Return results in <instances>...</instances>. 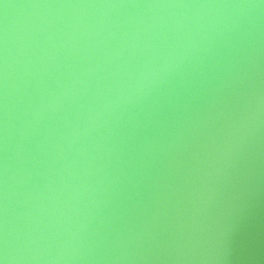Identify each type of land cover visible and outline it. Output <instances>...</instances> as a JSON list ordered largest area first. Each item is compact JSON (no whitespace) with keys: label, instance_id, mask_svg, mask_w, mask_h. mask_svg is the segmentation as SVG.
<instances>
[{"label":"water","instance_id":"1","mask_svg":"<svg viewBox=\"0 0 264 264\" xmlns=\"http://www.w3.org/2000/svg\"><path fill=\"white\" fill-rule=\"evenodd\" d=\"M0 264H264V0H0Z\"/></svg>","mask_w":264,"mask_h":264}]
</instances>
